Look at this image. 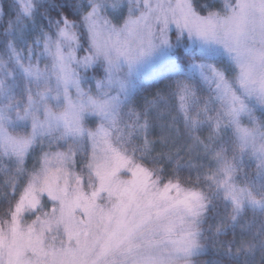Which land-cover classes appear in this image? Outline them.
I'll list each match as a JSON object with an SVG mask.
<instances>
[{"label": "snow or ice", "instance_id": "obj_1", "mask_svg": "<svg viewBox=\"0 0 264 264\" xmlns=\"http://www.w3.org/2000/svg\"><path fill=\"white\" fill-rule=\"evenodd\" d=\"M0 264H264V0H0Z\"/></svg>", "mask_w": 264, "mask_h": 264}, {"label": "trees", "instance_id": "obj_2", "mask_svg": "<svg viewBox=\"0 0 264 264\" xmlns=\"http://www.w3.org/2000/svg\"><path fill=\"white\" fill-rule=\"evenodd\" d=\"M158 70L159 71L154 75L155 79H153L151 81V83L154 86H162V82H161L162 81V77L165 76V75H167V71H166V69L163 66H161ZM163 82L166 83V81H163ZM151 90L154 91L155 88L153 87ZM202 259H208V260H210V259H212V255L209 254L206 257H202Z\"/></svg>", "mask_w": 264, "mask_h": 264}, {"label": "rangeland", "instance_id": "obj_3", "mask_svg": "<svg viewBox=\"0 0 264 264\" xmlns=\"http://www.w3.org/2000/svg\"><path fill=\"white\" fill-rule=\"evenodd\" d=\"M161 66H162V65H158V66L152 68V69L150 70V75H151V76H154V75L159 71L158 69H159Z\"/></svg>", "mask_w": 264, "mask_h": 264}]
</instances>
